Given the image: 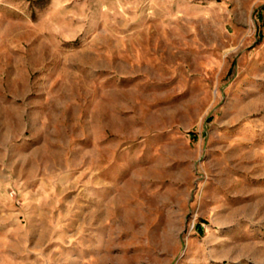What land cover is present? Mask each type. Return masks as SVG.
I'll return each mask as SVG.
<instances>
[{
  "label": "rangeland",
  "instance_id": "rangeland-1",
  "mask_svg": "<svg viewBox=\"0 0 264 264\" xmlns=\"http://www.w3.org/2000/svg\"><path fill=\"white\" fill-rule=\"evenodd\" d=\"M0 264H264V0H0Z\"/></svg>",
  "mask_w": 264,
  "mask_h": 264
}]
</instances>
